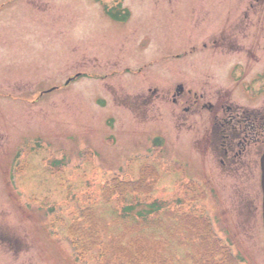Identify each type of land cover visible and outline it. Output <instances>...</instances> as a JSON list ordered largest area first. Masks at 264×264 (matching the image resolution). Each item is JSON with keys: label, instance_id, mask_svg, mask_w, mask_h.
<instances>
[{"label": "rangeland", "instance_id": "rangeland-1", "mask_svg": "<svg viewBox=\"0 0 264 264\" xmlns=\"http://www.w3.org/2000/svg\"><path fill=\"white\" fill-rule=\"evenodd\" d=\"M115 2L128 21L106 15L103 6ZM115 2L0 0V264H93L97 248L73 236L86 239L95 229L120 235L125 246L138 233L113 223L125 206L153 201L178 217L177 232L167 211L156 229L166 243L160 249L176 247L181 260L196 253L176 246L177 237H189L185 223L205 224L194 206L201 190L218 237L245 264H264L255 162L221 165L219 143L199 149L205 116L192 130L173 123L186 117L176 108L201 107L217 77L229 79L217 58L234 54L220 48L221 38L241 46L246 33L237 19L222 30V13L247 12L243 24L254 35L246 43L264 57V0ZM179 81L184 93L173 103L169 87ZM69 242L88 247L84 259ZM141 246L126 245L137 253Z\"/></svg>", "mask_w": 264, "mask_h": 264}, {"label": "flooded vegetation", "instance_id": "flooded-vegetation-1", "mask_svg": "<svg viewBox=\"0 0 264 264\" xmlns=\"http://www.w3.org/2000/svg\"><path fill=\"white\" fill-rule=\"evenodd\" d=\"M119 5L120 3L115 2L114 7H111V20L126 22L129 20V14L127 10L119 8ZM222 14L220 23L222 30L231 31V22L237 19L238 24H242L245 28L240 33H246L240 42L241 46L234 42L235 37L227 35L221 38L220 48L231 50L230 54H234L217 58L227 62L229 79L217 77L216 80L220 88L215 84L217 86L215 95L206 97L208 101L201 107L176 108L174 113L182 110L186 117L179 121H173V123H179L176 124V127L186 125L192 130L199 123L198 119L200 118L202 122V117L205 116L207 129L196 140L199 148L204 149L219 143L220 147L216 155H218L221 165L224 160L254 161L258 168L257 177L260 184V160L264 155V94L261 98V94L264 93V57L260 56V51L258 52L259 56L256 57L250 45L246 43L250 41L251 33L254 35V31H250V28L253 27L252 24H243L242 16L247 17V12L242 11L238 15L227 11ZM243 47L246 48L241 50ZM262 54H264V50ZM260 66H263L262 71H259ZM182 81L188 83L187 80ZM259 81H262L263 85L255 87ZM179 83L180 81L178 84L174 83L169 87L170 90L168 89L169 92H174L172 94L173 103H176V97H180L184 93L183 85ZM188 84L194 85V83ZM114 93H116L115 89ZM120 104L125 105L124 103ZM115 107L118 108L116 105Z\"/></svg>", "mask_w": 264, "mask_h": 264}, {"label": "trees", "instance_id": "trees-1", "mask_svg": "<svg viewBox=\"0 0 264 264\" xmlns=\"http://www.w3.org/2000/svg\"><path fill=\"white\" fill-rule=\"evenodd\" d=\"M87 199L90 200L89 197ZM199 203L201 202H195L194 204ZM165 211L169 213V216L172 215L173 219L172 210L166 209L162 204L155 201L149 204L136 202L125 206L118 217H112L111 215V221H114L116 217L118 218L113 224L119 223L127 227L130 223L134 227L130 231L134 232L136 230L140 238L131 240L126 245L132 248L136 244H142L140 253L129 252L126 245L123 246L124 242L119 238L120 235L105 236L103 232L95 229L90 230L94 233H87L86 239H84V236H78L77 238L73 236L71 240L75 242L77 239V242L90 243V248H97L94 258L93 255L90 257L93 264H245L243 258L235 253L229 244L218 238L209 223L205 225L197 221L192 224L186 222V230L191 228L193 237H177L175 239L177 241L176 246L180 245L184 249V244L192 245L191 247L196 249V253H186L180 260L173 251V248L176 247H170L167 250L168 253L161 250L160 246L165 248L166 243L165 240L160 243L161 240H158L159 231L156 228L160 224L159 217L162 213L164 216ZM182 215H186V213L182 211ZM172 222V230L177 232L179 227L176 229ZM181 226L183 227V224ZM107 232H109V229H107ZM71 245L73 248L80 247L84 249V251L78 252L81 258L86 254L85 250L88 247L74 245L73 243ZM109 250H111V255H109Z\"/></svg>", "mask_w": 264, "mask_h": 264}, {"label": "water", "instance_id": "water-1", "mask_svg": "<svg viewBox=\"0 0 264 264\" xmlns=\"http://www.w3.org/2000/svg\"><path fill=\"white\" fill-rule=\"evenodd\" d=\"M261 172H262L261 185H262V191H263V205H262V209H263V222H264V156L261 159Z\"/></svg>", "mask_w": 264, "mask_h": 264}]
</instances>
